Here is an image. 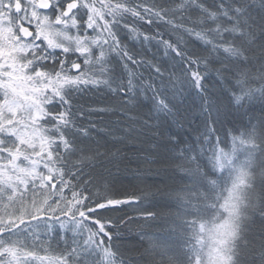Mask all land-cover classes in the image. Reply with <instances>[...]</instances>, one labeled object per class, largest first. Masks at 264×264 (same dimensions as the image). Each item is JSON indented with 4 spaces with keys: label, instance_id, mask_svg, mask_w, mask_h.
I'll return each instance as SVG.
<instances>
[{
    "label": "trees",
    "instance_id": "16d2710c",
    "mask_svg": "<svg viewBox=\"0 0 264 264\" xmlns=\"http://www.w3.org/2000/svg\"><path fill=\"white\" fill-rule=\"evenodd\" d=\"M67 1L89 59L25 42L74 83L41 143L0 121V264H264V0H97L105 34Z\"/></svg>",
    "mask_w": 264,
    "mask_h": 264
},
{
    "label": "rangeland",
    "instance_id": "374dc122",
    "mask_svg": "<svg viewBox=\"0 0 264 264\" xmlns=\"http://www.w3.org/2000/svg\"><path fill=\"white\" fill-rule=\"evenodd\" d=\"M26 1H30L29 8L32 9L35 21L33 24L35 27H39V29H36L38 30L36 37L44 41L47 50L60 51L63 55L70 53L76 54L81 60L85 61L89 59L88 56L92 44H90V46L88 44L89 42L84 39L83 36H81V38H72L67 36L64 31L63 35L60 34L54 27L57 22H60L59 18L55 20V22L40 18L39 0ZM46 1H48L50 5L51 3L54 5L58 0ZM77 1L79 3L77 2L78 6L75 7L74 11H72V7L68 6L62 12H66L71 18L77 14H83L85 11L87 24L83 29L87 30L91 27L93 28L95 21L97 23L99 21L104 24L101 25L102 31L100 33H108L109 24L106 25V20L103 21V13L94 6V2L97 0ZM2 20L5 19L2 18ZM61 22V27H63L65 31L67 29L77 31L76 24L73 23L72 19H66V21ZM0 30V32H3V37H0V96L2 97L0 102V121L2 122L4 118H8L10 122H15L10 128V132L16 133L19 142L22 143L34 140L36 144L37 142L41 143L40 136L33 128L29 127L26 132L23 130L21 126H30L23 118L33 121L34 118L38 116L43 103L50 99L53 94H56V90L60 87L74 83V78H70L68 74L52 78L44 74L41 75L36 72H29L28 66L31 65L22 62L20 57L22 56L21 54L27 53L32 46L30 44L26 45L19 39L12 41L11 29L1 20ZM82 34L85 35V32L83 31ZM76 65H78V67L80 66L78 63H72L70 68L74 69ZM11 257H13L14 260H18L20 255L11 253Z\"/></svg>",
    "mask_w": 264,
    "mask_h": 264
},
{
    "label": "flooded vegetation",
    "instance_id": "af4514ba",
    "mask_svg": "<svg viewBox=\"0 0 264 264\" xmlns=\"http://www.w3.org/2000/svg\"><path fill=\"white\" fill-rule=\"evenodd\" d=\"M60 0H58L54 5L46 1L39 0L38 5L40 8L39 16L42 19L51 20L52 13L56 12L57 5ZM77 0H68L65 3L66 7H72V11L75 10V7L78 6ZM0 20L4 21L7 26L11 29V39L14 41L15 39L21 40V42H30L33 38L36 37V33L39 27H35L33 23L34 15L32 14V9L29 8L30 1L26 0H0ZM63 16L67 17L68 14L63 12ZM69 17V16H68ZM4 18L5 20H2ZM33 28V29H31ZM1 31V30H0ZM3 32H0V37H3ZM18 40V41H19ZM17 41V42H18Z\"/></svg>",
    "mask_w": 264,
    "mask_h": 264
},
{
    "label": "water",
    "instance_id": "95a60500",
    "mask_svg": "<svg viewBox=\"0 0 264 264\" xmlns=\"http://www.w3.org/2000/svg\"><path fill=\"white\" fill-rule=\"evenodd\" d=\"M77 70H78V66L76 65V66L74 67V69H73V72L75 73V72H77Z\"/></svg>",
    "mask_w": 264,
    "mask_h": 264
}]
</instances>
